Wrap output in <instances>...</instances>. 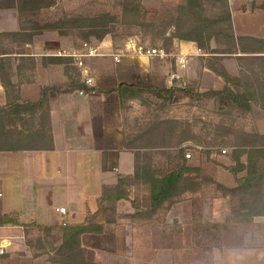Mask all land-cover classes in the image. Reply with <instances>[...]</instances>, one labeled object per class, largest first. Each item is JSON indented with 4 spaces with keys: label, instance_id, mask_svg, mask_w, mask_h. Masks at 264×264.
Instances as JSON below:
<instances>
[{
    "label": "trees",
    "instance_id": "trees-1",
    "mask_svg": "<svg viewBox=\"0 0 264 264\" xmlns=\"http://www.w3.org/2000/svg\"><path fill=\"white\" fill-rule=\"evenodd\" d=\"M142 2L143 0H118L119 13L103 12L92 16L64 13L54 20L40 22L37 15L54 8L56 0H0V10H15L19 24L17 32H0V41L8 43H2L0 52L19 56L17 61L20 67L33 64L34 59L24 57V51L17 46L35 44L38 37L46 32H54L59 37H74L90 44L92 40L102 42L106 37L116 35L119 28L125 27L140 29L144 42L148 39L153 45L160 42L166 51L172 50L178 43H195L200 50L211 56L264 52V40L235 35L228 0H184L180 4L164 5L167 12L163 18H151ZM213 42L225 46L216 49L212 47ZM42 62L72 64L71 59L59 57L43 58ZM8 63L10 60L0 59V65ZM212 69L226 84L222 91H209L199 95L192 87L160 89L154 85L120 84L115 90L105 94L117 93L122 106L126 98L138 99L147 104L148 100L144 96L149 95L161 101L157 105L161 110L185 98L197 100L196 96H205L232 111L250 112L251 105L247 102L254 99L258 100L256 106L264 111V93H260L261 97L258 98L255 91L252 93L248 89L244 92L237 89L235 92L232 88L241 79L232 77L222 65L212 66ZM73 74L78 82V85H72L73 90L92 91L80 82V74ZM0 78L7 95L6 104L0 106V152L52 150L54 146L50 127V96L71 90L43 88L38 102H25L20 98H12L14 88L10 87L8 73L0 72ZM182 124L184 125L181 126ZM190 128L192 125L189 122L182 123L178 119L162 116L146 122L138 136L145 143L146 150L135 154L133 175H120L115 185L104 186L102 189L99 210L104 208V224L90 223L95 214L87 212L85 221L80 224L65 223L57 228L34 223L24 225L4 216L0 209V227H30L55 240V243L59 241V246L52 247L55 254L51 259L52 264H95L88 260L82 238L89 234L101 235L106 225L117 224L124 218L117 216V207L121 202L131 201L132 190L143 189L146 193L140 202L141 207L137 200L131 201L132 206H136V211L133 215H126L125 219L133 221L154 219L166 206L183 202L187 196L198 194L204 184L214 186L225 197L239 199V204L234 209L236 222L249 225L256 218L264 217V137L245 135L242 138L248 149L236 150L235 165L225 167L236 182V187L228 188L212 178L205 175L203 177L204 169L201 166L187 164L186 150L181 146L192 137L195 138L192 133L188 134L190 138L186 135ZM157 156L166 159L165 169H156L161 168L154 165L153 159Z\"/></svg>",
    "mask_w": 264,
    "mask_h": 264
},
{
    "label": "crops",
    "instance_id": "crops-1",
    "mask_svg": "<svg viewBox=\"0 0 264 264\" xmlns=\"http://www.w3.org/2000/svg\"><path fill=\"white\" fill-rule=\"evenodd\" d=\"M231 6L235 35L264 40V12L257 15L261 16V23L258 26L247 28L244 22L240 24L239 21L234 20L233 5ZM18 30L19 24L15 11H1L0 32L10 33ZM44 38L46 36L35 44H26L30 45L27 48L19 46V49L24 51V57L34 59L33 64L19 67L17 61L19 56L0 52V59L10 60L7 65H0V72L8 73L10 77V87L14 88L12 98L36 103L41 98L43 88H57L60 91L69 88L71 91L50 96V127L54 146L52 150L0 152V192L3 193L0 209L4 216L15 218L24 225L34 223L47 227H60L63 222L80 224L85 221L87 212L95 214L90 223L104 224V208L99 210V198L103 187L115 185L120 175H133L135 154L146 150L145 143L138 136L145 128L147 121L156 116H162V110L157 106L161 101L152 96H144L148 100L147 104H143L138 99L126 98L122 106L117 93H105L115 90L120 84L154 85L160 89H166L172 67L158 59H142L131 55L123 57L121 62L116 63L111 55L125 49L116 50L112 42L106 39L96 44L103 56L85 60L86 74L73 62L71 65L43 63V58L53 57L50 56L49 46L43 42ZM64 40L69 41L60 39L55 43L60 44ZM70 42L74 44L72 40ZM126 44V47H133L135 42L130 41ZM177 46L180 53L190 54V58L197 56L198 48L195 43H181ZM218 57L224 59L219 61L217 67L222 65L235 79H241V73L247 71L255 74L264 73V52ZM205 62L206 60H203L201 63L200 76H207L209 82L211 80L213 84L208 85L209 88L202 93L222 91L226 85L224 80L213 71L212 66L205 65ZM157 63L158 66H156ZM73 72L80 74V82L83 84H85L86 76L92 78V86L85 84L92 91L81 95L80 89L73 90L72 85H78ZM259 81L257 79V81L247 82L241 79L232 90L236 92L237 89L249 88L252 93L255 91L256 97L259 98L260 93H264L262 86L264 83ZM256 101L258 100L250 99L247 102L251 105L248 115L253 112L256 119L255 131L249 134L264 137V111L256 106ZM6 102V91L0 78V106L5 105ZM176 105L170 104L169 107ZM169 118L177 119V117ZM227 126L225 128L230 129V125L227 124ZM231 144L233 145L230 147L233 149L246 148H243V144L236 139L232 140ZM153 149L156 150V148ZM158 162L162 163L160 160ZM187 164L193 167L201 166L190 162ZM215 178L218 183L225 185L219 175ZM59 183L68 185V188L63 189L66 194L63 198L59 196L63 199L59 203L49 206L46 203L49 197L44 188L49 184L58 185ZM233 185L235 181L229 187ZM144 195H146L145 192L132 190L130 200H137L141 207L140 202ZM198 196H187L186 200L176 204L171 211L176 209L178 212L183 204L193 208V201L204 198L203 194ZM131 201L119 203L117 216L124 218L117 224L105 227H135V225L146 224L144 220L125 219L126 215H133L136 211L134 208L136 206L133 207ZM62 207L67 209V214L64 216L57 212V208ZM90 237L92 236L84 235L83 240ZM0 238L3 237L0 236ZM16 250L13 249V252ZM20 255L18 257L10 255L7 261L0 260V264H36L35 262L41 259H33L29 252H26V255L22 253ZM47 264L50 263L47 262Z\"/></svg>",
    "mask_w": 264,
    "mask_h": 264
},
{
    "label": "rangeland",
    "instance_id": "rangeland-1",
    "mask_svg": "<svg viewBox=\"0 0 264 264\" xmlns=\"http://www.w3.org/2000/svg\"><path fill=\"white\" fill-rule=\"evenodd\" d=\"M183 1L143 0L142 4L145 10L150 12L151 18H163L167 12V9L163 7L164 5H176ZM228 2L231 14V5H233L236 22L239 21L240 24L244 22L247 28L258 26L261 23V16L257 15L264 12V0H254L253 4H250L249 0H228ZM103 12L119 13L118 0H56L54 8L39 13L36 18L40 22H45L59 18L64 13L92 16ZM45 36L43 42L49 46L51 53L56 52L57 49L77 48L85 43L74 37H59L54 32L44 33L38 37L37 42ZM60 39H67L69 43L66 40L60 44L55 43ZM106 39L108 42H112V46L116 50L125 49L126 43L130 41L135 42L133 46L144 45L165 49L160 42L156 45H153L149 39L144 42L142 32L138 28H119L116 35L108 36ZM2 43L8 45L7 41L1 40L0 46ZM97 43L101 42L92 40L90 44L97 47ZM177 45L170 51L179 53ZM19 46L27 48L30 45H18L17 47L19 48ZM224 46V44L212 43V47L216 49ZM196 47L198 48L197 45ZM198 50L200 52H197V56L190 58L186 79L187 87H192L200 95L203 90L209 88L208 85L213 84L211 80L209 82L207 76H200L202 61L206 60L205 65L207 66L217 67L219 61L224 58L207 55L199 48ZM166 64L169 66L168 63ZM166 64L164 66H167ZM241 79L247 82L261 79L259 82L264 83V73L243 72ZM262 86L264 87V84ZM245 90L247 89L243 88L241 92ZM248 90L250 89L248 88ZM195 98L197 100L186 98L180 100L172 108L167 105L165 109H162V117H177L179 122L191 123L192 128L186 135L192 133L195 138L192 137L181 146L186 150V157L188 154H192V157L187 158V161L201 165L204 169L203 175L201 174L203 177L205 175V177L212 178L217 182L215 177L219 175L225 183L224 186L234 188L236 182L233 187L229 186L234 183L235 178L225 167L235 165L234 152L244 149H233L230 145H233L231 144L232 140L236 139L240 144H243V148L248 149L242 138L245 135H250L249 132L255 131V115L253 112L248 115V110L232 111L205 96H196ZM227 113L228 115H226ZM227 124L230 125V129L225 128L228 127ZM159 160L162 163H159ZM153 162L154 165L161 167L156 168L159 170L165 169L167 164L166 159L159 156L155 157ZM66 188L68 185L61 183L47 185L44 188L49 197L46 199V203L49 206L59 203L63 200L59 196L62 198L65 196L66 193L63 189ZM136 191L144 192L143 189ZM201 194L204 198L193 201V208L183 204L178 212L176 209L171 211L176 204L182 202L176 203L169 207L166 206L158 216L146 221L144 225L105 227V231L101 235L89 234L92 237L85 240L82 238L88 260L95 264H212L213 250H219L222 254L226 251L234 252L237 258L236 264H264V217L256 218L249 225L240 224L234 218V209L238 206L239 199L225 197L217 192L214 186L208 184H204L202 190L196 195ZM52 196L53 199H51ZM0 236L3 237L0 238V242L5 241L6 244H9L6 253L0 255V260L7 261L10 255H17L18 257L21 256L20 253L26 255V252H29L33 259L41 258L35 262L36 264H47V262L52 264L51 259L55 257L52 247L59 246V241L55 243V240L30 227H0ZM18 245L23 247L18 248ZM13 249L17 250L13 252Z\"/></svg>",
    "mask_w": 264,
    "mask_h": 264
},
{
    "label": "built area",
    "instance_id": "built-area-1",
    "mask_svg": "<svg viewBox=\"0 0 264 264\" xmlns=\"http://www.w3.org/2000/svg\"><path fill=\"white\" fill-rule=\"evenodd\" d=\"M198 52H200L198 50ZM135 56L142 59H158L162 62L168 63L172 68L168 77V88L171 89H186L188 82L186 79V71L189 65L190 54L177 53L174 51H166L165 49L151 48L147 46H133L132 48L126 47L125 51H119L114 55H111L114 62L119 63L126 56ZM50 56L71 59L73 64L81 69H83L87 74L85 60L90 58H95L103 56L97 47L89 43H83L80 47L73 48L70 50H58L51 53ZM87 86L93 85L92 78L86 76L84 80ZM81 95L84 94L83 91L80 92ZM226 153V151H223ZM264 153V148H263ZM192 154H188L186 158H191ZM3 198V193L0 192V200ZM57 212L61 215L67 214V209L57 208ZM63 224H65L63 222ZM9 244L5 241L0 242V255L6 253Z\"/></svg>",
    "mask_w": 264,
    "mask_h": 264
},
{
    "label": "clouds",
    "instance_id": "clouds-1",
    "mask_svg": "<svg viewBox=\"0 0 264 264\" xmlns=\"http://www.w3.org/2000/svg\"><path fill=\"white\" fill-rule=\"evenodd\" d=\"M236 260L234 252L226 251L222 254L219 250H213L212 264H236Z\"/></svg>",
    "mask_w": 264,
    "mask_h": 264
},
{
    "label": "water",
    "instance_id": "water-1",
    "mask_svg": "<svg viewBox=\"0 0 264 264\" xmlns=\"http://www.w3.org/2000/svg\"><path fill=\"white\" fill-rule=\"evenodd\" d=\"M253 1H254V0H249V3H250V4H253Z\"/></svg>",
    "mask_w": 264,
    "mask_h": 264
}]
</instances>
